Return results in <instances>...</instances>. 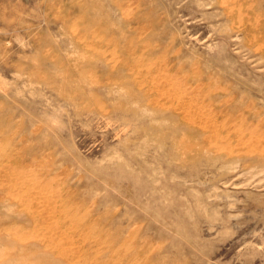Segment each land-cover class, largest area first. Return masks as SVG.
I'll list each match as a JSON object with an SVG mask.
<instances>
[{
	"label": "rangeland",
	"instance_id": "rangeland-1",
	"mask_svg": "<svg viewBox=\"0 0 264 264\" xmlns=\"http://www.w3.org/2000/svg\"><path fill=\"white\" fill-rule=\"evenodd\" d=\"M0 248L264 264V0H0Z\"/></svg>",
	"mask_w": 264,
	"mask_h": 264
},
{
	"label": "bare ground",
	"instance_id": "bare-ground-1",
	"mask_svg": "<svg viewBox=\"0 0 264 264\" xmlns=\"http://www.w3.org/2000/svg\"><path fill=\"white\" fill-rule=\"evenodd\" d=\"M117 2V1H116ZM123 5V4H122ZM121 4L117 7V9L119 10V11H121ZM96 21V20H95ZM97 24H104V25H106L107 27H112L114 24H112V23H106V22H104V21H100L99 23H97ZM94 26V25H93ZM109 30V29H108ZM154 134V133H153ZM175 140V139H174ZM174 140H172L171 142V145H175L174 147H176L177 145H178V147H180L181 146V144H179V143H177L176 142V140L174 141ZM180 145V146H179ZM182 147V146H181ZM175 149V148H174ZM178 149V148H177ZM182 149H184V147L182 148ZM181 149V150H182ZM190 149V148H189ZM192 149V148H191ZM181 150L179 151V152H181ZM188 149L186 148V151H187ZM190 151V150H189ZM189 151H187V152H189ZM193 152H194V150H193ZM190 153H192V150H191V152ZM194 153H196V152H194ZM183 154V153H182ZM189 154V153H188ZM178 155H180V153L178 154ZM181 156V155H180ZM188 156H191V155H188ZM182 157V156H181ZM184 157V156H183ZM9 158V157H8ZM189 158V157H188ZM187 158V159H188ZM196 158V157H195ZM193 159V158H192ZM2 231H3V229H2ZM7 238V237H6ZM5 241V245H6V240H4ZM3 241V242H4ZM4 245V246H5ZM9 246V245H8ZM7 246V247H8ZM2 247H3V245H2ZM12 247V246H11ZM5 248V247H4ZM8 249V248H7ZM6 251L7 250H5V249H2V248H0V264H22L21 262H23L25 259H26V257H21V258H17V260H16V258H14L15 260L14 261H12V262H10V261H8L7 260V257H6V255H5V253H6ZM9 251V250H8ZM11 251V250H10ZM42 261H44L45 262V264H46V259L44 258V259H41V262ZM33 264V263H32ZM34 264H39V262H35ZM42 264V263H41ZM44 264V263H43ZM68 264H72V263H68Z\"/></svg>",
	"mask_w": 264,
	"mask_h": 264
}]
</instances>
